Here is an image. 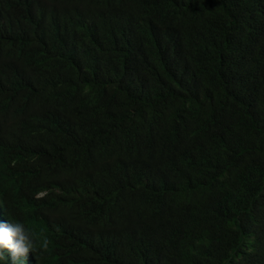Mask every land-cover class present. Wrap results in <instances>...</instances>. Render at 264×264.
I'll use <instances>...</instances> for the list:
<instances>
[{"label": "trees", "instance_id": "1", "mask_svg": "<svg viewBox=\"0 0 264 264\" xmlns=\"http://www.w3.org/2000/svg\"><path fill=\"white\" fill-rule=\"evenodd\" d=\"M9 221L21 264H264V0H0Z\"/></svg>", "mask_w": 264, "mask_h": 264}, {"label": "clouds", "instance_id": "2", "mask_svg": "<svg viewBox=\"0 0 264 264\" xmlns=\"http://www.w3.org/2000/svg\"><path fill=\"white\" fill-rule=\"evenodd\" d=\"M47 243V240H44L41 245L35 234L23 223L9 221L0 224V261H5L6 264L9 254L11 264H21L26 261L30 252L36 253L38 245L46 250Z\"/></svg>", "mask_w": 264, "mask_h": 264}]
</instances>
